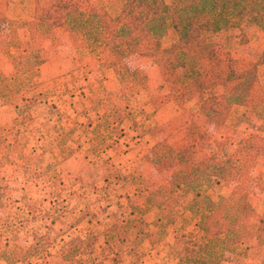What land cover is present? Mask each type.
I'll return each mask as SVG.
<instances>
[{
    "label": "rangeland",
    "instance_id": "obj_1",
    "mask_svg": "<svg viewBox=\"0 0 264 264\" xmlns=\"http://www.w3.org/2000/svg\"><path fill=\"white\" fill-rule=\"evenodd\" d=\"M259 3L264 6V0ZM122 6V0H10L7 10L0 5V38L3 39L0 40V85L4 90L9 87L14 91L3 96L4 104L0 103V143L18 146L15 164L0 168L4 193L0 205V249L10 241L12 247L5 249L6 255L26 252L28 259L15 264H92V257L85 253L79 256L75 250L83 244L81 237L106 236L110 229L126 225L123 232L131 242L115 244L122 240L118 232H111L109 235L113 237L105 238L111 245L107 242L102 252L101 248L93 251L100 264H163V259L164 264L184 262L171 257L173 237L169 236V240L153 237L155 241L151 243L147 233L154 230L155 213H149L146 206L147 191L159 185L169 187L170 177L181 169V163L176 162L166 173L158 174L151 153L136 150L141 143H164L159 128L152 126L151 120L152 111L159 109L167 97L165 83L151 89L149 94L130 88V97L123 86L119 90L103 87L100 77L104 69L97 66V61L113 60V49L110 52L105 47L101 52L79 58L80 44L64 22L66 10L94 12L107 8L116 16ZM259 11L248 7L228 28L199 29L195 36L210 43L221 61L232 63L237 75L247 70L255 74L254 87L262 91V94L257 91L260 98L254 97L250 104L228 111L215 102L225 103L229 88L184 92L178 97L187 102L179 104V108L196 115L181 114L183 118L177 120L181 123L170 138L178 151L189 148L192 162L197 166H204L215 154L223 164L241 141L262 146L243 190L254 210L247 231L249 250L243 255L226 253L221 264H260L264 257V245L257 238L260 220L264 218V11ZM41 12L47 14L53 29L54 36L48 39L41 38L25 24ZM61 23L66 29L62 34ZM175 40V32L171 30L165 45ZM30 46L41 49L43 64L25 73V81L20 82L23 78L13 60L27 54ZM115 55L142 68L154 82H164L170 75L165 60L156 62L142 55L128 58L116 52ZM87 57L91 65L87 63L86 67L83 63ZM239 87L246 90L245 83ZM147 96L153 97L155 104H145ZM206 99L221 109L220 115L225 117L222 126L199 115ZM127 105L134 115L125 122L122 135L94 131L101 114ZM100 135L105 137V143L97 139ZM235 185L218 183L210 189V194L218 200L227 196ZM175 211L174 203L170 204L169 216L174 218ZM43 236L54 242L51 249L45 243L34 250L36 240ZM0 264L9 263L0 258Z\"/></svg>",
    "mask_w": 264,
    "mask_h": 264
},
{
    "label": "trees",
    "instance_id": "obj_2",
    "mask_svg": "<svg viewBox=\"0 0 264 264\" xmlns=\"http://www.w3.org/2000/svg\"><path fill=\"white\" fill-rule=\"evenodd\" d=\"M122 2L121 11L116 16L111 15L107 8H98L94 12L79 9L65 11V25L80 44L79 58H84L89 53L101 52L105 47H109L122 57L142 55L156 62L165 60L170 69V75L165 79L169 91L177 93L195 89L206 92L220 86L229 88L225 103H220L218 100L215 102L228 111L238 105L250 104L254 97L260 98L258 88L254 87L255 74L247 70L237 75L232 63L221 61L210 43L195 36V32L199 29L228 28L234 18L243 15L248 7L258 12H261L260 9L264 11V6L260 5L259 0H174L172 3L166 0H122ZM25 24L26 27L30 25L31 30L37 31L41 38L48 39L54 36L47 14L44 12L38 13L35 19ZM171 30L175 32L176 40L170 45H165L168 32ZM30 47L27 54L13 60L22 78L32 68L43 64L40 57L41 49ZM111 66L121 85L128 89L126 95L128 91L129 97L131 86L144 91L150 90L148 77L138 70L126 64ZM29 76L30 74L27 75ZM24 81V78L20 80V82ZM242 83L246 84L245 91L239 89ZM16 84L21 85V83ZM11 92L14 91L9 87L4 90L0 85V103L3 102V96L10 95ZM259 92L262 94L261 90ZM209 102L210 100L206 99L200 111L217 126H222L225 117H221V109ZM145 104H155V102L150 98ZM128 108L127 105L124 108L113 109L107 114H101L100 120L94 125V131L122 135L125 122L134 115L133 112L128 111ZM148 117H151V114H148ZM104 138L103 135L97 137L105 143ZM17 148L15 143H0V168L5 164H15ZM184 152L176 151L165 142L153 146L152 163L159 172L167 169L176 160L186 162L172 181V189L179 197L175 201L181 208L175 218H171L166 211V206L173 196L170 191L158 188L150 192L146 199L147 209L154 211L156 217L152 224L154 230L147 233L152 240L151 243L155 241L154 238L162 240L171 234L174 239L171 257L184 261L183 264H221L226 259V253L246 254L250 247L247 231L254 210L243 190L250 181L251 170L261 155L262 146L241 141L224 164L219 165L218 155L215 154L203 167L191 164L192 158L190 156L186 158L190 151L184 150ZM218 183L236 185L228 196L215 201L209 189ZM3 199L4 193L0 185V205L3 204ZM53 223L54 219L49 227ZM144 225L150 227L146 223ZM126 227L127 225L110 229L108 235L102 237L88 235L82 246L75 250L79 256L85 253L88 257H92V264L93 262L100 264L99 257L94 256L93 251L101 248L102 252L103 245L107 242L110 246L109 240L105 238H112L113 236L109 234L115 231L122 240L116 241L115 244L130 243L127 233L123 232ZM257 238L264 245V219L260 220ZM139 240L137 237V241ZM51 242V239L43 236L36 240L32 248L36 250L41 244L46 243L51 249V244H54ZM9 243L11 242L6 241L5 248L0 249V258L9 264L28 259L26 252L21 251L8 252L6 255L5 249L12 247ZM47 254L49 255L50 252ZM261 264H264V257Z\"/></svg>",
    "mask_w": 264,
    "mask_h": 264
},
{
    "label": "crops",
    "instance_id": "obj_3",
    "mask_svg": "<svg viewBox=\"0 0 264 264\" xmlns=\"http://www.w3.org/2000/svg\"><path fill=\"white\" fill-rule=\"evenodd\" d=\"M0 5L2 6V8H4L5 10H7L8 9V6L10 5V0H0ZM62 18H63V12H62V15L60 16V21L62 20ZM62 24V23H61ZM62 29H60V30H62L60 33L62 34L63 32H66V29L63 27V24H62V27H61ZM57 35V34H56ZM58 36V35H57ZM59 38V37H58ZM0 40H3L2 38H0ZM107 50L108 51H110L111 52V50H110V48H107ZM44 52V51H43ZM73 54V53H72ZM112 55L114 56L113 58V60H100V61H97V63H98V67L99 68H103L104 69V74L102 75V77H100L101 79H102V84H103V87H109V86H112L113 88H115V89H118L119 90V87H121L122 85H121V83L119 82V80H118V78H117V76H116V73H115V70L113 69V67L111 66L112 64H117V65H122V64H126V65H128L130 68H132V69H134V70H138L140 73H142V74H144L143 73V70H142V68H140L139 66H132V65H130L129 63H128V61H127V58H120V57H118L117 55H115V52L112 50ZM133 56H135V55H130V56H128V58H131V57H133ZM138 56H141V55H138ZM85 60H86V62H84L83 64H85L86 65V67L88 66L87 65V63L89 64V65H91V61H90V59H89V57H87V58H85ZM84 60V61H85ZM148 60V59H147ZM146 63H149V61H146ZM93 65V64H92ZM93 67V66H92ZM95 68V67H94ZM144 75H146V74H144ZM147 76V75H146ZM148 77V76H147ZM148 81H149V85H150V90L149 91H144V90H142V89H140V88H137V87H133V86H131L130 88H135V89H139L140 91H142V92H144V93H146V94H149L150 93V91H151V89H155V87L157 86H159V87H162V84H164L165 83V81L163 82V81H156V82H154L153 81V78L152 79H149V77H148ZM90 82V81H89ZM89 84V83H88ZM166 86V85H165ZM192 90H194V89H192ZM188 91H190V90H188ZM184 92H187V91H181V92H177V93H175V92H171V91H169V89L166 87V90H165V95L167 96L166 97V99L165 98H163V100H164V102H163V104L162 105H160V108L158 109V107H156L152 112H153V117H152V120H151V124H152V126H155V127H158L159 128V130H160V132H161V137L164 139V141L163 142H165V143H168L170 146H172L176 151H178L174 146H173V143L175 142L174 140L173 141H171L170 140V138H171V134L174 132V129H175V127L177 126V128H178V126L180 125V123L181 122H178L177 120H178V118L179 119H182L183 118V116L181 115V114H183V113H187L188 115H196V114H190V112L189 111H184V110H182V109H180L179 108V104H182L183 105V103H186L187 101H185V102H183V100H182V97H178V95L180 96L182 93H184ZM150 98H152L153 99V97H151V96H147L146 97V101L148 100V99H150ZM154 100V99H153ZM155 102V101H154ZM146 103V102H145ZM152 105V104H151ZM200 110H201V108H200ZM201 112V111H200ZM202 113V112H201ZM199 114V115H202L203 117H205V115L204 114ZM207 117V116H206ZM208 118V117H207ZM158 130V129H157ZM172 139V138H171ZM156 143H154V145H155ZM154 145H152V143H141V144H139V146H137V148H136V150H138V153H140L139 151H141L142 149H144V151H145V153H151V155H152V149H153V146ZM239 146V145H238ZM185 150V149H184ZM184 150L183 151H178V152H184ZM186 150H189V148H186ZM144 153V154H145ZM185 154H186V152H184ZM183 153V154H184ZM148 154V155H149ZM190 154L191 153H189V155H187L186 156V158L188 157V156H190ZM232 155V154H231ZM230 155V156H231ZM229 156V157H230ZM228 157V158H229ZM148 158V157H147ZM227 158V159H228ZM152 159H153V157H152ZM151 159V160H152ZM193 160V159H192ZM192 160H191V164H193V165H195L193 162H192ZM176 162H179V163H181V169L179 170V171H176V172H174L173 173V175L170 177V179H171V184H170V186L169 187H166L165 185H159L158 187H156L155 189H151V190H149V191H147V194H148V196H149V194H150V192H152V191H154V190H157L158 188H164V189H166L167 191H170L171 193H172V199L168 202V204H167V206H166V211L168 210V208L170 207V204H173L174 203V206H175V212H176V216H177V214H178V212H179V210L181 209L180 208V206H179V204H178V202H176L175 200H177V198H179L178 197V195H177V193L175 192V191H173V189H172V181L174 180V178L179 174V172L182 170V167H183V165H184V163L186 162V161H181L180 159L179 160H176L175 162H173V163H171V165L167 168V169H165L164 171H162V172H159V171H157L156 173H160V174H162V173H166L167 172V170H169V168L172 166V164H174V163H176ZM226 162V161H225ZM224 162V163H225ZM207 163V162H206ZM219 163V162H218ZM223 163V164H224ZM219 165H222V164H220L219 163ZM196 167H203V166H197V165H195ZM205 166V165H204ZM231 192V191H230ZM209 193H211V190L209 189ZM229 195V194H228ZM227 195V196H228ZM223 197H226V196H223ZM212 199H213V197H212ZM220 199V198H219ZM218 199V200H219ZM213 200H215L216 201V199H213ZM147 204V203H146ZM147 206V205H146ZM148 212L149 213H155L154 211H149L148 210ZM168 214V213H167ZM169 215V214H168ZM175 216V217H176ZM174 217V218H175ZM156 218V217H155ZM172 218V217H171ZM264 219V218H263ZM155 220V219H154ZM173 237L171 234L170 235H168L167 237H166V239H170V237ZM82 239H85V237H81ZM172 241V240H171ZM172 243H174V239H173V242ZM173 246V245H172ZM132 248V247H131ZM170 255V254H169ZM168 255V256H169ZM167 259V261H168V258H166ZM174 259V258H173ZM177 260H178V262H179V259L177 258ZM263 260V259H262ZM146 261V260H145ZM156 261H157V259H156ZM152 262V261H151ZM262 262V261H261ZM161 263H166V260H165V262H164V259H163V261H161ZM168 263V262H167ZM261 264V263H260Z\"/></svg>",
    "mask_w": 264,
    "mask_h": 264
}]
</instances>
